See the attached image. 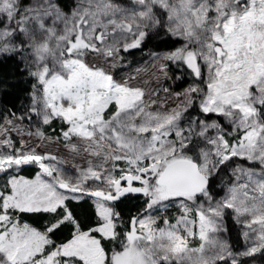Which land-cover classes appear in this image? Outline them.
<instances>
[{
  "label": "snow or ice",
  "instance_id": "snow-or-ice-1",
  "mask_svg": "<svg viewBox=\"0 0 264 264\" xmlns=\"http://www.w3.org/2000/svg\"><path fill=\"white\" fill-rule=\"evenodd\" d=\"M161 31L175 39L151 53L157 72L118 76L121 52ZM14 56L34 82L21 114L0 117V264H241L264 253V0H0V57ZM170 63L199 82L168 108L153 97L169 93L158 81ZM33 117L65 126L33 133ZM25 136H62L87 166L69 176ZM25 165L39 170L20 175ZM128 194L143 197L135 215L117 208ZM85 195L94 219L73 207ZM226 209L255 237L242 252L220 236Z\"/></svg>",
  "mask_w": 264,
  "mask_h": 264
},
{
  "label": "trees",
  "instance_id": "trees-1",
  "mask_svg": "<svg viewBox=\"0 0 264 264\" xmlns=\"http://www.w3.org/2000/svg\"><path fill=\"white\" fill-rule=\"evenodd\" d=\"M129 2V1H128ZM130 3V2H129ZM175 38H170L164 35L163 31L158 35L153 34L152 38L147 40L137 49H130L125 53V65L131 66L140 61L146 60L152 57L151 53H162L169 50L172 45V41ZM183 73V79H180L174 86L176 90H181L184 87L191 84L192 79L188 74ZM32 81L27 73L23 71V65L19 63L18 57H0V117L7 116L10 111H15L17 115L21 114L24 106L30 103L29 94L31 92ZM190 112L193 116L198 114V111ZM205 117H201L203 119ZM210 119H218L214 114H209ZM36 117H33V123L31 125V131L35 133L37 128L45 133V135L56 137L60 136V129L63 128L64 122L59 119L54 120L49 125L42 123H36ZM0 119V123H2ZM27 123V121H25ZM221 123L226 129L229 125L226 121L221 120ZM60 140L63 141L61 136ZM39 170L36 165L22 166L18 172L24 176H34L35 172ZM231 166L225 169L220 176L216 178L214 184V190L216 191V198L219 199L224 195V191L227 189V182L232 181L230 174ZM143 197L138 194H128L127 198H121L117 204L118 210L127 215H135L142 207ZM73 207L79 212L82 219H94L90 216L93 201L90 197H84L81 201H73ZM127 218V217H126ZM25 219H39V217H25ZM172 220V217H170ZM227 235L235 250H239L242 245V237L235 222L232 220L231 214L225 216ZM241 264H264V253L257 252L249 257L240 258ZM230 264V261H229Z\"/></svg>",
  "mask_w": 264,
  "mask_h": 264
},
{
  "label": "rangeland",
  "instance_id": "rangeland-1",
  "mask_svg": "<svg viewBox=\"0 0 264 264\" xmlns=\"http://www.w3.org/2000/svg\"><path fill=\"white\" fill-rule=\"evenodd\" d=\"M131 2V0H122V2L124 3H129ZM121 55L124 56V60L122 61V64L120 66H118L117 68V74L118 76L122 75L125 78L129 75L131 76H137L138 78L136 80L133 81V83H140L143 80L148 79L149 76H152L154 73L157 72V65L160 62L157 58L155 57H150L146 60L140 61L139 63H136L134 65L131 66H126L124 61H125V53L121 52ZM137 70L139 71V74H137ZM186 73L189 75V77L192 79V83L194 82H199V81H194L193 77L190 75V70L187 69L186 67L184 68H178L176 66V64L174 63H170L169 64V70H168V79L167 81L164 80L163 77L160 78V80L158 81L159 83L163 84L164 87H168L169 88V93L166 94L164 92H160L159 97H153V99H159L161 102H166V106L168 108H171L174 106V104H176L178 101L176 100V97L174 95H172L175 92H180L181 90H176L174 88L175 84L180 80L183 79V73ZM177 77H180L179 79H177ZM205 78H206V71H205ZM157 81H155V79H153L152 83H151V87H155L156 86ZM215 115V114H214ZM228 131L231 132V128L228 127ZM48 136V135H46ZM51 137V136H48ZM13 138L16 139L17 136L14 133L13 134ZM25 139L29 140L30 144H34V145H38V151L41 152H50L52 153L54 156L58 157L59 160L58 161H51L54 164H57L58 167L62 168L65 173L69 176H73L75 177L78 174V170L80 167H86L87 166V162H88V157L85 156L83 153H73L68 147H66V145L68 144V141L65 140L63 138L62 140L56 141V140H42L38 137H27L25 136ZM73 142H75V140H73ZM19 146V145H17ZM235 163L240 164L244 167L247 168H256L259 169L260 165L258 163H252V162H248L245 159L242 158H234ZM48 162V161H46ZM38 166V165H36ZM235 165H231V168L234 167ZM39 167V166H38ZM19 171V170H17ZM11 174H16L15 172L11 173ZM231 176L232 173L230 172ZM5 176L0 173V184L3 183V181L5 180ZM232 181L235 182V178L232 176ZM241 183H243V180L241 181ZM84 197H89L87 195H85ZM83 197V198H84ZM154 214H162V213H154ZM167 216L172 217V222L175 223V217H177L180 212L179 209L176 206H170L168 211H167ZM231 214L232 220L235 222L237 228L239 229V232L241 233V237H242V245L240 247L239 250H235L229 236L227 235V232H222L220 234L221 238L228 241V243L232 246V251L233 252H242L244 251L247 247L251 246L252 240L255 239L252 231L246 226L244 225L242 222L238 221L236 219L235 213L231 210V209H226L225 210V215L223 217V224L224 227L225 223H226V219L225 216ZM163 226V225H160ZM256 231L258 232L259 229V225L255 226ZM248 231L249 232V236L248 238H246L244 236V233ZM199 244V239L195 238L191 240V246L192 247H196ZM242 258V257H240Z\"/></svg>",
  "mask_w": 264,
  "mask_h": 264
}]
</instances>
